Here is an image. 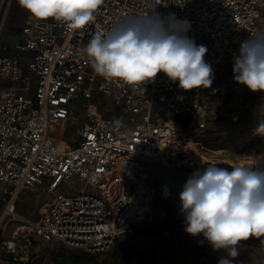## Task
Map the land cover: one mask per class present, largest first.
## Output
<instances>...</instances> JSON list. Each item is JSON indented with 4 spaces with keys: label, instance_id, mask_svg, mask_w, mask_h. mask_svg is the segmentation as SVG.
<instances>
[{
    "label": "built area",
    "instance_id": "built-area-1",
    "mask_svg": "<svg viewBox=\"0 0 264 264\" xmlns=\"http://www.w3.org/2000/svg\"><path fill=\"white\" fill-rule=\"evenodd\" d=\"M13 1L0 0V31ZM170 13L189 21L186 34L207 48L204 59L214 73L233 64L243 41L264 32V0H104L94 21L76 32L52 18H27L22 29L24 49L32 54L27 73L17 57H0V79L9 83L0 96V193L5 197L0 228L7 217L15 219L14 203L22 191L44 187L50 197L30 232L2 243L3 252L24 264L34 244L60 242L106 253L134 225L185 226L181 208L170 219H154L156 194L145 163L177 158L183 142L217 119L210 113L214 98L244 85L229 80L215 90L184 91L161 72L134 88L97 75L82 52L95 33L117 21ZM97 98H110L122 118H102L92 103ZM82 101L84 121L67 138L55 137L57 127L78 125L70 103ZM157 106L188 126L165 121L155 114ZM232 119L237 121V114ZM74 178L80 189L67 190Z\"/></svg>",
    "mask_w": 264,
    "mask_h": 264
},
{
    "label": "clouds",
    "instance_id": "clouds-1",
    "mask_svg": "<svg viewBox=\"0 0 264 264\" xmlns=\"http://www.w3.org/2000/svg\"><path fill=\"white\" fill-rule=\"evenodd\" d=\"M37 20L54 19L76 32L92 23L104 0H18ZM191 25L174 14L131 16L110 30L95 33L82 49L100 77L138 87L164 73L179 88H210L214 72L205 62L207 48L187 36ZM237 83L264 94V32L241 43L233 58ZM260 127H264L261 125ZM231 172L211 165L195 173L180 194L184 231L203 236L214 251H223L217 264H234L242 240L264 236V169L248 165Z\"/></svg>",
    "mask_w": 264,
    "mask_h": 264
},
{
    "label": "rangeland",
    "instance_id": "rangeland-1",
    "mask_svg": "<svg viewBox=\"0 0 264 264\" xmlns=\"http://www.w3.org/2000/svg\"><path fill=\"white\" fill-rule=\"evenodd\" d=\"M214 77L211 90L227 85L229 80L239 84L234 79L233 64L230 63L214 73ZM92 103L97 105L102 118H122L110 98H97ZM70 108L75 111L78 125L57 127L55 137L67 138L84 121L83 101L79 105L71 102ZM210 113L215 114L217 119L211 121L205 131L191 136V153L197 161L188 160L189 157L185 156L187 140L181 145L182 154L174 160L145 163L146 178L156 194V221L173 217L176 209L181 208L180 194L188 180L195 173L203 174L211 165L229 172L237 165H248L254 170L264 169V127H260L264 125V94L253 93L246 86L237 92L228 91L225 96L214 98ZM155 114L165 121L182 122L185 126L189 124L187 120L171 117L162 106L155 108ZM235 114L237 121L232 119ZM80 186L81 183L74 178L67 190H79ZM49 197L44 187L22 191L14 203L15 219L7 217L2 223V240L9 242L16 233L30 232L31 224L39 219ZM184 228L179 230L167 221L151 227L134 225L131 232L120 236L115 247L106 253L85 254L60 242H50L34 244L27 255L29 261L32 256L38 255V261L45 258L48 264H217L219 258L225 255L223 251H214L203 236H190ZM238 251L234 264H264V236L240 242Z\"/></svg>",
    "mask_w": 264,
    "mask_h": 264
},
{
    "label": "crops",
    "instance_id": "crops-1",
    "mask_svg": "<svg viewBox=\"0 0 264 264\" xmlns=\"http://www.w3.org/2000/svg\"><path fill=\"white\" fill-rule=\"evenodd\" d=\"M30 14L21 8L18 0H14L8 11V15L0 31V57H17L20 60L21 68L27 73V64L32 54L24 49V36L22 29L26 25V20ZM8 82L0 79V96L8 86ZM16 89H21L19 82L14 83ZM5 206V197L0 193V219ZM5 241L0 242V245ZM40 256L35 255L26 264H48L47 259L38 261ZM37 260V261H36ZM36 261V262H35ZM0 264H24L17 257L7 254L0 249Z\"/></svg>",
    "mask_w": 264,
    "mask_h": 264
},
{
    "label": "bare ground",
    "instance_id": "bare-ground-1",
    "mask_svg": "<svg viewBox=\"0 0 264 264\" xmlns=\"http://www.w3.org/2000/svg\"><path fill=\"white\" fill-rule=\"evenodd\" d=\"M193 149V144L192 142L188 141L187 145L185 147V156L189 157L188 160H198L197 158L193 157V154L191 153V150ZM176 154H180V153H176ZM182 154V153H181ZM187 159V158H186ZM202 159V158H201Z\"/></svg>",
    "mask_w": 264,
    "mask_h": 264
},
{
    "label": "trees",
    "instance_id": "trees-1",
    "mask_svg": "<svg viewBox=\"0 0 264 264\" xmlns=\"http://www.w3.org/2000/svg\"><path fill=\"white\" fill-rule=\"evenodd\" d=\"M171 224V223H170ZM154 225H161V224H152V225H148V226H145V227H151V226H154ZM172 226H174V227H176V225H174V224H171ZM115 247V246H114ZM82 252H84L85 254H90V253H87V252H85V251H83V250H81Z\"/></svg>",
    "mask_w": 264,
    "mask_h": 264
}]
</instances>
